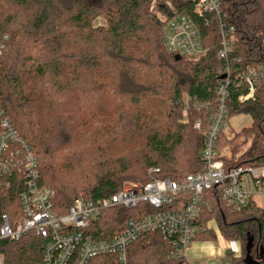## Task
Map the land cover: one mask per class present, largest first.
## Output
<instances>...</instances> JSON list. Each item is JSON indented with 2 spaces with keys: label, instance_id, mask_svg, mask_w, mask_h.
I'll list each match as a JSON object with an SVG mask.
<instances>
[{
  "label": "trees",
  "instance_id": "16d2710c",
  "mask_svg": "<svg viewBox=\"0 0 264 264\" xmlns=\"http://www.w3.org/2000/svg\"><path fill=\"white\" fill-rule=\"evenodd\" d=\"M218 1L219 13H208L204 21L194 0H156V11L151 0H0V111L28 142L38 161V185L52 189L57 212H67L80 197H109L128 181L182 180L203 170L202 151L227 68L226 120L250 114L253 123L242 134L251 143L240 161L230 162L221 154L222 129L217 150L227 166L264 163V79L256 84L255 100L245 102L239 96L247 89L237 80L250 68L264 67V0ZM10 4L15 12L7 11ZM180 14L193 19L205 51L176 60L163 27ZM99 16L107 24L95 27ZM221 23L234 28L227 59L218 58ZM89 104L98 110L91 113ZM230 142L234 153L240 151L237 136ZM25 179L24 173L0 178V224L3 213L21 212ZM205 196L196 238L215 239L207 226L215 220L226 240L241 245L232 264H248V258L264 264V209L251 203L233 211L219 190ZM155 211L147 203L116 206L89 233L107 239L127 219ZM45 244L35 232L0 239L2 264H43ZM177 252L170 240L149 232L129 246L127 264H188ZM89 264L120 262L103 254Z\"/></svg>",
  "mask_w": 264,
  "mask_h": 264
},
{
  "label": "built area",
  "instance_id": "2783aa9c",
  "mask_svg": "<svg viewBox=\"0 0 264 264\" xmlns=\"http://www.w3.org/2000/svg\"><path fill=\"white\" fill-rule=\"evenodd\" d=\"M194 1L196 12L204 21L208 13H219L218 0ZM233 32V27L227 29L221 23L218 58L227 59L231 49L230 33ZM163 34L166 48L173 54L196 56L205 51L198 28L186 14L168 20ZM6 39L7 35L4 36ZM1 48L3 44L0 51ZM225 75L219 87V109L211 122L202 151L203 170L190 173L182 180L155 178L144 184L130 183L111 196L96 200L80 197L65 213L54 209L52 189L38 185L36 157L10 117L0 111V178H11L15 173L26 175L20 195L22 210L18 215L2 214L0 239L19 240L30 232L46 238L43 264H89L92 258L103 254L116 255L120 264H127L129 246L149 232H158L179 247L176 255L180 252L184 255L201 231L195 223L207 202L205 195L208 191L219 190L222 200L233 211L251 203L264 209V163L227 166L217 150L220 133L228 122L229 68ZM263 79L264 67L250 68L239 74L237 80L247 89L239 96V101L255 100L256 84ZM200 125L201 122L197 121L196 126ZM6 185L10 186L9 180ZM143 203L151 205L156 211L140 218L127 219L123 230L107 239H94L89 233L91 225L100 219L104 211L116 206L135 208Z\"/></svg>",
  "mask_w": 264,
  "mask_h": 264
},
{
  "label": "rangeland",
  "instance_id": "374dc122",
  "mask_svg": "<svg viewBox=\"0 0 264 264\" xmlns=\"http://www.w3.org/2000/svg\"><path fill=\"white\" fill-rule=\"evenodd\" d=\"M72 1V0H70ZM13 4H10L8 6H6L8 8V12L12 13L15 12V7L13 6ZM156 5V0H151V5H150V10L151 11H156L155 8ZM107 21L103 16H99L94 20V25L95 27L99 26V25H106ZM98 106L95 104H89L88 105V109L90 110V112L94 113L97 109ZM107 108H108V104H107ZM107 108H104V110H106ZM183 118L187 117L186 112L182 114ZM253 123V119L252 116L248 113H238V114H234L233 116H231L227 122L226 125H224L223 127V131L226 134V138H222L221 140V145H222V156H225V158L227 160H230V162H235L238 161L244 154L245 151L248 150L250 143H251V139H246L243 134H242V130L246 127L251 126ZM234 136H237V142L243 143L240 146V151H238L237 153H234L233 150H231V142L228 144L227 140L233 138ZM240 161V160H239ZM130 183H138L135 181H128L126 182L123 186H126ZM10 214H14L13 212H10ZM232 242V241H230ZM237 243V242H236ZM238 245V249L236 251H234L232 253V257H237L240 256L242 254V250H241V245L240 243H237Z\"/></svg>",
  "mask_w": 264,
  "mask_h": 264
},
{
  "label": "crops",
  "instance_id": "0c3cea01",
  "mask_svg": "<svg viewBox=\"0 0 264 264\" xmlns=\"http://www.w3.org/2000/svg\"><path fill=\"white\" fill-rule=\"evenodd\" d=\"M208 228L216 233L213 240L195 238L185 250L184 256L188 264H232V253L238 248L236 242L226 240L215 220L207 224ZM229 251H232L229 254Z\"/></svg>",
  "mask_w": 264,
  "mask_h": 264
},
{
  "label": "water",
  "instance_id": "95a60500",
  "mask_svg": "<svg viewBox=\"0 0 264 264\" xmlns=\"http://www.w3.org/2000/svg\"><path fill=\"white\" fill-rule=\"evenodd\" d=\"M175 59L176 60H179V59H181V56L180 55H176L175 56ZM223 77H225V75ZM231 253H232V251H229V254H231ZM247 262H248V264H258V261L257 260H254L252 258H248L247 259Z\"/></svg>",
  "mask_w": 264,
  "mask_h": 264
}]
</instances>
